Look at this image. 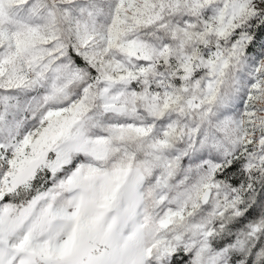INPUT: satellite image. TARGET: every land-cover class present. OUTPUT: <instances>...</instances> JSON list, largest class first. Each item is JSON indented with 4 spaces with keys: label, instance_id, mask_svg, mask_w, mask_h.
Wrapping results in <instances>:
<instances>
[{
    "label": "snow or ice",
    "instance_id": "6c2138e0",
    "mask_svg": "<svg viewBox=\"0 0 264 264\" xmlns=\"http://www.w3.org/2000/svg\"><path fill=\"white\" fill-rule=\"evenodd\" d=\"M0 264H264V0H0Z\"/></svg>",
    "mask_w": 264,
    "mask_h": 264
}]
</instances>
